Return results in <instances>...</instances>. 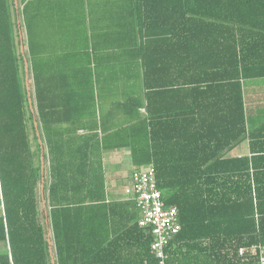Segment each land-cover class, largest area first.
Returning <instances> with one entry per match:
<instances>
[{
  "label": "trees",
  "instance_id": "16d2710c",
  "mask_svg": "<svg viewBox=\"0 0 264 264\" xmlns=\"http://www.w3.org/2000/svg\"><path fill=\"white\" fill-rule=\"evenodd\" d=\"M33 1L23 11L29 28ZM133 3L138 23L125 52L132 78L121 81V117L101 113L82 136L80 127L49 126L70 119L49 110L62 83L84 91L94 81L43 79L32 58L31 92L10 0H0V264H161L152 230L135 213L125 227L101 232L100 210L117 205L104 203L101 153L116 148H130L135 169L152 165L163 200L178 207L181 228L164 264H259L258 254L239 250L264 245V122L248 129L244 84L264 78V0ZM83 93L69 101L91 103L96 117L95 97ZM247 139L249 155H228ZM47 155L54 245L39 219ZM130 205L139 211L134 194Z\"/></svg>",
  "mask_w": 264,
  "mask_h": 264
},
{
  "label": "crops",
  "instance_id": "0c3cea01",
  "mask_svg": "<svg viewBox=\"0 0 264 264\" xmlns=\"http://www.w3.org/2000/svg\"><path fill=\"white\" fill-rule=\"evenodd\" d=\"M26 1L31 0H10V11L15 22L17 47L24 54L26 79L30 91H34L32 58L35 59L37 70L43 79L94 81V88L84 91H68L63 88L64 83H62L63 87L59 85L53 96L62 99L57 101L49 111L54 112L55 116L70 119L69 121H54L48 125L63 129L80 127L77 133L83 136L89 133L83 129V126L89 125L86 127H90L95 122L100 125L101 113L109 117L111 112H117V117H121V108L117 105V100L124 93L121 81L132 78L126 73L125 52L128 46H130L129 49L132 47L128 41L132 35H135L133 22L138 23L137 12L135 8H132L135 6L133 0H34L30 8L33 16L30 28L23 15ZM135 32L139 33L137 30ZM30 33L34 39L33 44L28 40ZM134 58H139L140 62L139 55L135 54ZM253 80H246L244 84L246 85L247 82L249 84ZM252 87L254 83L248 85V89ZM252 89L246 93V116L249 130L264 122V103ZM83 92H86L91 99L95 97L96 117L93 115L95 109L91 103L88 107L77 106L69 101L72 95L85 96ZM143 110L142 108L141 111ZM79 111L86 112L90 116L82 120L76 119L74 113ZM109 123L120 125L121 120H109ZM249 154L248 139L228 153L229 156ZM101 159L105 172L106 200L104 203L117 204L112 213L106 207L100 210L97 221L104 234L108 228H111V225L119 229L125 227L129 214L135 213L136 219L139 220L140 212L130 205L133 198L131 175L135 169L131 161L130 148L103 151ZM46 160L45 175L38 190L41 197L39 219L45 226L46 236L54 245L50 210L47 207L50 183L48 155ZM0 211L5 214V205L4 211L1 208ZM129 218V223L131 220L133 222L134 218ZM52 256L56 258L55 250Z\"/></svg>",
  "mask_w": 264,
  "mask_h": 264
},
{
  "label": "built area",
  "instance_id": "2783aa9c",
  "mask_svg": "<svg viewBox=\"0 0 264 264\" xmlns=\"http://www.w3.org/2000/svg\"><path fill=\"white\" fill-rule=\"evenodd\" d=\"M132 189L137 207L140 211L138 223L148 227L154 234L151 249L164 264L165 249L170 241L179 233L181 225L178 207L168 205L162 198V191L157 186L155 169L152 165L135 169L131 175ZM0 208L4 211V194L0 175ZM245 253L258 254L259 264H264V245H251L239 250Z\"/></svg>",
  "mask_w": 264,
  "mask_h": 264
},
{
  "label": "rangeland",
  "instance_id": "374dc122",
  "mask_svg": "<svg viewBox=\"0 0 264 264\" xmlns=\"http://www.w3.org/2000/svg\"><path fill=\"white\" fill-rule=\"evenodd\" d=\"M250 83H254V87H252L251 89L253 90V92H255L256 95H258L259 97H261V102L264 103V78H259V79H254L252 82H249ZM248 82L247 84L245 85V92L248 93L250 92L251 89H248ZM252 127V126H251ZM249 127V128H251ZM30 133H31V143H32V146L34 148L37 147V144L39 143V140L35 139L33 137V134H32V131L30 130ZM39 154L41 155V152L39 151ZM36 157H37V154H36Z\"/></svg>",
  "mask_w": 264,
  "mask_h": 264
}]
</instances>
